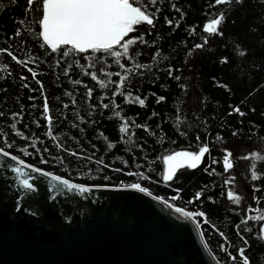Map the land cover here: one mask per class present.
Segmentation results:
<instances>
[{"label":"trees","instance_id":"trees-1","mask_svg":"<svg viewBox=\"0 0 264 264\" xmlns=\"http://www.w3.org/2000/svg\"><path fill=\"white\" fill-rule=\"evenodd\" d=\"M2 3L4 11H0V47L7 46L5 36L18 26L14 21L23 20L21 28L25 46L16 49L15 53L21 59L31 55L45 61L44 64L30 66L38 68L37 78L44 85V95L48 99L50 115L53 118L51 131L57 141L45 136L49 129L44 126L41 118L44 99L40 95L39 86L35 85L21 66L16 65L4 53H0V77H6L0 79V111L5 115L0 117V132L8 134L10 139L14 138L9 129L10 114L19 112L22 104L24 115L22 122L17 126L18 129L29 137L43 139L45 143L38 144V147L47 146L50 152L62 155L65 160L62 168L52 169L50 165H39L40 167L53 170L72 182L84 185L116 184L121 181L131 183L136 177L110 171L93 161L101 158L113 167H124L123 162L127 161L129 167L126 171H139L140 169L136 168L138 162L150 169L148 174L157 181L145 183L154 194L168 199L176 195L173 189H179V198L173 203L184 207L185 210L206 213L208 223H202V232L213 254L222 261L226 259L224 253L219 251V245L222 243L220 235L213 231L212 226L228 237L230 247L234 249L243 246L238 241L233 227L239 223L240 234L248 240L245 255L250 264H264V242L258 238L261 222L249 221L247 225L240 223L246 215L264 213V178L251 180L253 168L258 175L264 174V159H261L264 157V0H242L240 4L214 7L212 0H156L155 7L161 10L154 19L155 27L146 30L145 25L137 26V31L130 34V38L143 33L145 43L141 44L137 40L131 47L132 59L121 61L125 67H132L133 64L151 66L150 69L133 68V73L139 74L129 77L133 94L141 98L147 97V107L143 109L138 105L125 103L121 95L114 97L118 108L101 109L99 98L111 97V93L115 91L114 82H117L119 77H104L100 69L106 68L113 73L124 74L111 58H106L103 65L97 63L95 69L77 68L73 63L69 75L64 76L63 72L67 67L65 59L71 62L72 58H62L60 67L57 68L55 55L49 57L40 47L42 41L38 37L37 13L24 12L25 0H17L15 5H12L10 0H2ZM173 6L181 9L183 18L180 13L174 11ZM221 11L227 17L222 25L224 38L211 37L202 49H194L193 45L202 43L206 35L201 31L203 23ZM165 17L172 20V25L165 24ZM177 22L179 27H176ZM192 29H195V34H191ZM12 43L15 45L16 41L13 40ZM225 44L227 47H222ZM233 45L239 47L233 48ZM189 49H192L191 54H188ZM136 52H139L138 56L135 55ZM165 56L168 57L167 60L164 59ZM221 56L228 57L226 65L221 66L218 63ZM80 62L88 63L82 59ZM5 66L7 72L12 73L11 76H7ZM169 66L174 70L173 76L180 75L181 81L176 82L168 77ZM85 71L89 75H84ZM94 71L98 79L106 85L104 89L91 80V73ZM21 74L29 77L24 82L37 89L36 91L29 93L27 89L20 87L24 83L18 79ZM213 77L217 78L216 81ZM75 80H80L81 83L75 84ZM124 83L127 90L128 81ZM180 84L186 87L181 89ZM223 85H227L230 91ZM89 90L91 98L88 95ZM152 92L164 95L165 102L156 103ZM29 95L35 99L29 100ZM103 103L109 101L104 100ZM32 104L37 107L32 108ZM64 104L68 107L64 108ZM229 105L240 106L246 115L243 118L226 115ZM89 112L92 113L91 117L88 116ZM116 112H120L123 118H131L148 128V132L142 128H133L129 120V134L133 135L134 142L139 147L123 143L125 138L118 131L122 120L117 118ZM153 112L156 113L155 116L152 115ZM77 113L85 118V124L79 123ZM33 119L41 126L36 127L32 123ZM90 120L95 123H90ZM241 120L243 123H240ZM72 123H76L77 128L73 129ZM23 125L28 127L24 128ZM80 127L85 131H79ZM233 130L237 132L236 136L231 134ZM181 132L184 135H181ZM217 133L221 135L222 140H216ZM197 136L200 137L199 141ZM15 139L20 144L24 143L19 138ZM57 142L77 152L78 157L58 152ZM108 142L115 144L114 149H107ZM205 143L210 148V154H206L198 168L177 169L170 181L162 180L164 155L177 150L198 151ZM221 147L232 152L234 166L227 173L223 171L220 162ZM141 148L143 152L140 151ZM252 152L257 153L255 159L251 158ZM243 156L250 158L238 159ZM213 158H217L216 164L211 163ZM25 159L28 163L38 164V157ZM56 163L59 165V161ZM63 169H67V173ZM213 169L215 172L209 175L208 172ZM104 176L110 179L105 181ZM225 181L228 183L225 184ZM254 185L260 188L259 192L253 191ZM196 191L202 192L200 199H193L191 205L186 204L187 200L194 198ZM228 191L241 197L239 205H234L227 199ZM208 196H212L214 202H209ZM253 197H257L259 203L254 201ZM249 205L251 211L246 212ZM197 219L199 222L200 218ZM246 227L252 231H244ZM227 264L232 262L228 261Z\"/></svg>","mask_w":264,"mask_h":264},{"label":"snow or ice","instance_id":"snow-or-ice-1","mask_svg":"<svg viewBox=\"0 0 264 264\" xmlns=\"http://www.w3.org/2000/svg\"><path fill=\"white\" fill-rule=\"evenodd\" d=\"M12 5L17 3V0H10ZM156 0H25L24 12L29 13L35 11L38 15V37L42 41L40 47L48 53L49 57L55 55L56 57V67H60V61L62 58H72L71 62L69 59H65L67 67L64 69L63 75L68 76L69 71L73 67V63L77 68L91 67L92 69L96 68L97 63L103 65L106 58H111L112 62L122 70L124 74L120 72L113 73L108 71L106 68H101L100 72L104 77H111L117 75L119 80L114 82L115 91L109 96H101L99 99L101 103L99 107L101 109H116L119 105L116 104L114 97L117 95L123 96V101L128 104L138 105L140 108H146V99L141 98V96L134 95L131 91V80L130 75L139 74L133 73L132 69H145L151 66L133 64L132 67H125L121 62L122 60H131L133 53L131 47L136 44L137 40L141 44L145 43L143 33H140L135 38H130V34L137 31V26L145 25L147 26L146 30H150L155 27L154 19L157 18V14L160 12L159 7H155ZM240 4L242 0H212V6L219 5H229V4ZM174 11L180 13L181 18H183V12L179 7L173 6ZM151 9V10H150ZM0 11H4L2 0H0ZM227 19L225 13L221 11L219 14L215 15L213 18L207 20L203 23L201 31L206 34L202 43H195L193 45L194 49H202L204 45H207L211 37H220L224 38V32L222 31V25ZM18 26L14 29L12 33H9L5 36V43L7 46L0 47V53L6 54L16 65L21 66L32 78L35 85L39 86V92L41 97L44 99L43 110L41 113V118L44 121V126L49 130L45 132V136L51 138L54 141H57V137L53 135L51 131V126L53 124V118L50 115V107L47 97L44 95V85L40 79H38V68L31 67L30 65L44 64V60H40L35 56H28L26 59H21L15 53L16 49L23 48L25 46V40L22 38V28L23 20L14 21ZM165 24L172 25V20L168 17H165ZM176 27H179V22H177ZM191 34H195V29L191 30ZM15 40L16 43L13 45L12 41ZM222 47H227V44L222 45ZM239 47V45H233V48ZM192 49L188 50V54H191ZM246 54V52H242ZM136 56L139 55V52L135 53ZM80 58L83 61L88 62L87 64H81ZM165 60L168 57H164ZM218 63L223 66L228 63L227 56H221L218 58ZM5 71L7 72V66H5ZM173 68L169 66L167 68V74L170 79L175 80L176 82L181 81L180 75L173 76ZM179 72L180 69H175ZM11 72H7V76H11ZM84 75H89L87 71L84 72ZM6 77H0V79H5ZM29 77L26 75H19L18 79L21 82H24ZM59 78V77H57ZM216 81V77L212 78ZM91 80L95 81L100 85L101 89H104L106 85L97 77L96 72L91 73ZM125 81H128V89H125ZM75 84H80V80H75ZM181 89H184L186 85L180 84ZM22 89H27L29 93L36 91L37 89L31 87L28 83L24 82L20 86ZM223 87L228 89L227 85ZM6 91V89H5ZM70 95V93H68ZM89 98H91V90L88 92ZM152 96L155 97L156 103H164L166 97L164 95H157L155 92H152ZM29 100H34L35 97L29 95ZM104 100H108L109 103H103ZM75 101H73V104ZM36 104H32V108H36ZM64 108H67L68 105L64 104ZM91 107V106H90ZM24 105H20L19 112H12L11 122L9 124V129L12 139L9 138V135L0 132V176L10 173V180L14 179V188L18 190H23L28 193L38 192V183H45L47 192L50 196H56L64 193H72L73 191L77 194H91L93 191H109V192H126L130 191L133 193L141 194L143 197L150 198L151 201L155 202L160 206V213L175 223L183 224L184 222H190L194 226L197 236L199 237L200 244L203 247V250L211 258V261H214L215 264H227L228 261H231L232 264H250L249 258L245 255L246 248L248 246V240L245 236L240 234V224L234 225L236 230L237 239L243 246L232 248L230 247L231 242L228 240V237L224 235L223 232H219L218 229L213 227V231L218 232L222 243L219 245V251L224 253L225 260H221L216 254H213L209 250V244L205 241L203 232H202V223L207 224L208 218L205 212L203 211H191L185 210L184 207L177 206L174 201L179 198V189H173L176 195L171 196L168 199L154 194L150 190V186H145V183H156L157 181L153 180L148 174L151 170L145 168L140 163H136V170L125 169L129 167L127 161L123 162L124 167H113L109 163L101 158L94 160V163L100 164L103 168H107L110 171L114 172H123L124 175L128 177H136V180L131 183H116V184H95V185H84L77 182H72L70 179L65 178L60 174H56L53 170H49L45 167H40L39 165H50L52 169L61 167L64 165L65 160L62 155L53 154L50 152L47 146L40 148L38 144H44L45 141L39 138H32L23 133V131L18 129V124L23 120ZM255 111V109H250ZM4 112L0 111V117H3ZM92 113L89 112L88 116L91 117ZM153 116L156 115L155 112L152 113ZM228 116L236 115L243 118L246 113L241 110L238 105H229V111L227 112ZM81 125L85 124L86 120L83 117H80L79 114H76ZM118 119H121L122 122L118 128L119 133L125 139L123 140L124 144L133 145L134 147H139L138 144H135L133 135L129 134V128L131 121V126L136 129H143L145 132H148V128L140 123H137L131 118H123L120 112H116ZM90 123H95L94 120H90ZM32 123L36 127L41 125L37 122L36 119L32 120ZM240 123H243L241 120ZM24 128H27L28 125H23ZM71 127L73 129L77 128L76 123H72ZM179 127V126H178ZM79 131L84 132L83 127L79 128ZM233 136L237 135V132L233 130L231 132ZM181 135H184L181 132ZM15 138H19L20 141H24L23 144L17 142ZM71 138V137H69ZM199 141L200 137H196ZM216 140H222V137L219 133L216 135ZM95 148L96 146L93 145ZM107 149L112 150L115 147L113 142H108L106 144ZM56 148L58 152L67 153L70 157H78V153L63 147L59 142L56 143ZM143 152V149H140ZM219 151L222 153V163L223 171L225 173L229 172L233 168V159L232 152L227 148H220ZM47 154V155H46ZM206 154H210V148L207 143L199 147L198 151H188V150H177L172 151L170 154H166L162 157V180L164 182L170 181L177 169L187 168V169H196L201 165L203 158ZM28 157H38V164H32L26 162L25 158ZM49 157H51L49 159ZM257 157L256 152L251 153V158L255 159ZM249 156L239 157L238 159H249ZM261 159H264L262 157ZM59 161V165H57ZM218 162L217 158L211 160L212 164ZM207 171V169H205ZM67 173V169H63ZM215 172L213 169L211 172H208L209 175H212ZM70 174V173H69ZM264 178V174L258 175L255 168L251 172V180L257 181L258 179ZM103 179L108 181L110 177L104 176ZM228 181H225L227 184ZM253 191H260V188L253 186ZM202 195L201 191H196L195 196L192 199L186 201V204L191 205L193 199L199 200ZM209 202H214L212 196L207 197ZM227 199L231 201L234 205H239L241 203V197L239 195H234L232 191L227 192ZM253 200L259 203L257 197H253ZM93 202H95L93 200ZM21 211V203L19 197L15 201V206L13 209V215ZM26 211V210H25ZM246 212L251 211V205L245 210ZM34 215V214H31ZM200 221L198 222V219ZM249 221L261 222L259 224V233L258 237L262 242H264V213H258L257 215H246L240 223L245 225ZM70 221L65 220V223ZM246 232H251L252 229L246 227L244 229ZM235 253V254H234Z\"/></svg>","mask_w":264,"mask_h":264},{"label":"water","instance_id":"water-1","mask_svg":"<svg viewBox=\"0 0 264 264\" xmlns=\"http://www.w3.org/2000/svg\"><path fill=\"white\" fill-rule=\"evenodd\" d=\"M10 176H0V264H215L190 222L178 225L141 194L53 197L45 183L18 190Z\"/></svg>","mask_w":264,"mask_h":264}]
</instances>
